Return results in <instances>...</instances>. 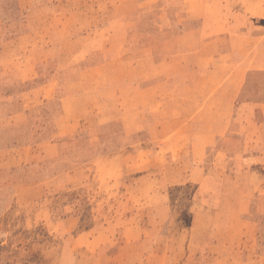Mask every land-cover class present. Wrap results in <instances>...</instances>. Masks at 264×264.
Returning a JSON list of instances; mask_svg holds the SVG:
<instances>
[{"label": "rangeland", "instance_id": "obj_1", "mask_svg": "<svg viewBox=\"0 0 264 264\" xmlns=\"http://www.w3.org/2000/svg\"><path fill=\"white\" fill-rule=\"evenodd\" d=\"M244 1L0 0V264H264V201L248 183L264 192V167L234 152L220 207L204 210L198 183L161 176L193 134L264 95ZM162 185L185 247L161 227Z\"/></svg>", "mask_w": 264, "mask_h": 264}, {"label": "crops", "instance_id": "obj_2", "mask_svg": "<svg viewBox=\"0 0 264 264\" xmlns=\"http://www.w3.org/2000/svg\"><path fill=\"white\" fill-rule=\"evenodd\" d=\"M244 26L247 27L245 29L246 32H244L245 37L253 38L256 41L264 39V0L244 1ZM248 26L256 27L249 28ZM234 137H240L241 140H243L242 138L244 137V143H240V148H236L238 144H234ZM239 151L244 152V169L264 167V95L259 93L256 94L254 98L252 97L244 100V104L241 105L237 118L233 121L230 120L225 129L219 128V131L209 129L204 133L193 134V140L190 142L188 148L189 157L187 161L185 163L176 164V166L172 163L169 164V169H166V173L164 174V172H161L162 183L168 185L170 182V175L172 179H182L183 176L184 180L191 183L195 182L199 185L198 191L194 197H192L193 204L196 203L195 206L198 210H204V207L208 205H211L213 208H219L222 198L221 194L218 195V191L215 187L216 177L225 175V167L227 168L231 163L232 154ZM210 153L219 154V162L217 164V168L219 169L216 170L214 174L207 173L204 169L207 166L208 154ZM222 168L225 169L224 172L221 171ZM125 169L124 172H126V175L134 174V172H130L128 168ZM69 175H71V173ZM65 179L67 182H64V185L70 186L68 182L69 178L66 177ZM115 180H117V178ZM248 183L255 189L253 196L259 201H264V192L260 190V184L254 179L253 174L251 180L248 179ZM118 184L122 186L124 182L120 181ZM168 186H165L167 189L166 192L170 190ZM166 192H162V197H164V199L162 200V205L157 207V209H161L162 212L164 210L162 213L163 215L161 214V217H164V222L161 227L166 228L167 232L169 230L167 239L174 240L173 236L178 234L174 241L178 243V247H185L182 243L184 241L183 236L186 232V228H172L177 230V232L174 233V231L168 227V223L174 214V201L171 193ZM247 200L248 198L244 199V203L247 202ZM123 204H125L126 211L128 203L124 201ZM230 218L231 217H228V219ZM71 219L68 218L62 225V228H75L77 222H75L74 218ZM223 224L222 228L230 227L231 220L228 221L226 215ZM228 230L222 229L219 231L226 232ZM170 231L172 232L171 235H169ZM65 242L66 248L77 246L75 238L68 239L67 237ZM199 242L200 241L191 239L188 244L190 247H194ZM97 255L100 256L101 254L98 253ZM65 264H67L66 259Z\"/></svg>", "mask_w": 264, "mask_h": 264}]
</instances>
